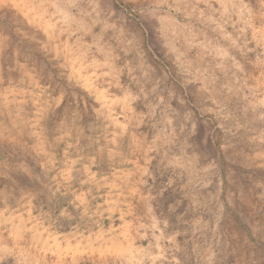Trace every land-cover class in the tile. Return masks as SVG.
I'll use <instances>...</instances> for the list:
<instances>
[{
    "label": "rangeland",
    "instance_id": "rangeland-1",
    "mask_svg": "<svg viewBox=\"0 0 264 264\" xmlns=\"http://www.w3.org/2000/svg\"><path fill=\"white\" fill-rule=\"evenodd\" d=\"M0 264H264V0H0Z\"/></svg>",
    "mask_w": 264,
    "mask_h": 264
}]
</instances>
